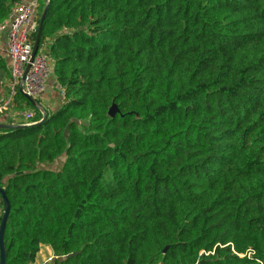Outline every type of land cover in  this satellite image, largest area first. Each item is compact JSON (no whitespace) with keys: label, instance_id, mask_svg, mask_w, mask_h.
<instances>
[{"label":"trees","instance_id":"16d2710c","mask_svg":"<svg viewBox=\"0 0 264 264\" xmlns=\"http://www.w3.org/2000/svg\"><path fill=\"white\" fill-rule=\"evenodd\" d=\"M19 1L0 0V24ZM46 5L64 96L0 128L5 264L42 245L51 264H264V0Z\"/></svg>","mask_w":264,"mask_h":264},{"label":"built area","instance_id":"2783aa9c","mask_svg":"<svg viewBox=\"0 0 264 264\" xmlns=\"http://www.w3.org/2000/svg\"><path fill=\"white\" fill-rule=\"evenodd\" d=\"M38 5L39 0L15 2L10 9L8 18L0 24V33L4 32L6 34V54L9 59L10 70V76L6 84L8 96L4 100H0V116L7 115L5 113L9 110L11 114H8V117H11L12 120H23L19 121L20 123L12 124L29 125L38 121L34 120V110L26 109L24 111H18L12 107L13 97L19 91V85L23 75L22 92L34 98L38 103V99L46 91L47 80L52 75V64L46 52L47 42L38 46L37 52L31 59L35 38L34 34L37 29L36 14ZM27 65L29 67L25 72ZM57 91L60 97L63 98V89L58 87ZM2 213L3 203L0 196V219ZM38 253H41V248ZM253 254L254 251L249 249L245 253L240 254V256L251 257ZM54 258V255H47L42 264L52 261ZM256 260L260 262V260ZM35 264H38V262L35 261Z\"/></svg>","mask_w":264,"mask_h":264},{"label":"water","instance_id":"95a60500","mask_svg":"<svg viewBox=\"0 0 264 264\" xmlns=\"http://www.w3.org/2000/svg\"><path fill=\"white\" fill-rule=\"evenodd\" d=\"M46 4L48 2V0H45ZM46 8L47 5L44 7L40 18H39V22L37 25V29H36V34H35V38H34V42H33V50H32V55H31V59L33 58V56L35 55V53L38 50V46H39V41H40V35H41V30H42V24H43V20L45 17V13H46ZM29 65H27L25 72L27 71ZM24 75L21 79V83L19 85V91L21 94H23L35 107H37L39 109L40 112H42V118L40 120H38L35 123L32 124H38L41 121H43L46 118V113L44 111V108L42 106L39 105V103L32 97L26 95L25 93L22 92V81H23ZM117 111V107L113 104L109 110H108V114L110 116H114L115 112ZM29 124V125H32ZM28 124H8V123H0V128H14V127H20V126H25ZM0 196L2 199V203H3V213L0 219V264H5V247H4V231H5V226H6V221H7V217L9 214V210H10V203L9 200L4 192L3 188H0Z\"/></svg>","mask_w":264,"mask_h":264},{"label":"crops","instance_id":"0c3cea01","mask_svg":"<svg viewBox=\"0 0 264 264\" xmlns=\"http://www.w3.org/2000/svg\"><path fill=\"white\" fill-rule=\"evenodd\" d=\"M6 51H7L6 34L3 32V33H0V54L3 55L9 63V59L7 58ZM6 84H7V82H6ZM6 88H7V86H6ZM38 101H39V104L41 106H43L45 109H47L49 111H53L54 109H52V108H54V106L57 105V107H58L63 102L62 97L60 98V95L58 94L57 85H56V82L54 81V79L52 78V76H50V78L47 80L46 91L38 99ZM5 116H6V118H4ZM5 116H3V115H2V117L0 116V121L2 119H3V122H10V123H20L19 121H23V120H12V119L8 118V114ZM40 248H41V253H38L39 255L40 254L42 255L43 249L46 252V255H53L51 249L48 246L42 245ZM38 254L36 255V260L38 259ZM44 255L45 254H43L42 256H44Z\"/></svg>","mask_w":264,"mask_h":264},{"label":"rangeland","instance_id":"374dc122","mask_svg":"<svg viewBox=\"0 0 264 264\" xmlns=\"http://www.w3.org/2000/svg\"><path fill=\"white\" fill-rule=\"evenodd\" d=\"M39 18H38V16H37V14H36V21L38 20ZM6 82H7V78H4L3 79V81H2V83L0 84V99L1 98H3L5 95H6ZM61 98V97H60ZM57 107V105L56 106H54V108H52V109H55ZM10 111L8 110V111H6V113L5 114H11V113H9ZM3 116H5V115H3ZM8 118H10L11 119V117H8ZM43 254H45L44 256H42ZM42 255L40 254H38V259L37 260H35L36 262H38V264H42V262H43V260L46 258V252L44 251V249H43V251H42ZM35 261H34V263H31V264H35ZM45 264H51V261H48L47 263H45Z\"/></svg>","mask_w":264,"mask_h":264}]
</instances>
